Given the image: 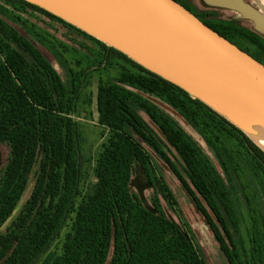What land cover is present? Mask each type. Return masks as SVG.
<instances>
[{"label":"trees","instance_id":"trees-1","mask_svg":"<svg viewBox=\"0 0 264 264\" xmlns=\"http://www.w3.org/2000/svg\"><path fill=\"white\" fill-rule=\"evenodd\" d=\"M0 2L24 15L42 14L60 22L95 47L82 46L89 56L77 59L80 70H70L67 88L40 50L0 18V143L11 145L0 188V228L20 204L38 154H43L17 231L0 238V263L38 264L59 239L80 194V137L73 116L79 115L83 83L90 72L114 70L118 73L114 80L102 78L98 84L99 124L110 131L111 139L97 165L95 193L78 211L63 255L49 264H106L109 258L111 264H206L191 238L163 212L159 194L151 198V211L132 193L133 164L138 162L148 182L172 198L166 184L154 176L152 160L134 134L157 153L191 195L230 263L264 264L261 146L181 88L74 26L23 0ZM206 24L264 64L261 36L236 20ZM143 94L163 100L199 132L217 157L235 199L197 142ZM140 112L174 150L185 175ZM242 203L248 222L239 208Z\"/></svg>","mask_w":264,"mask_h":264},{"label":"water","instance_id":"water-1","mask_svg":"<svg viewBox=\"0 0 264 264\" xmlns=\"http://www.w3.org/2000/svg\"><path fill=\"white\" fill-rule=\"evenodd\" d=\"M23 1L181 88L261 146L264 64L178 1Z\"/></svg>","mask_w":264,"mask_h":264},{"label":"rangeland","instance_id":"rangeland-1","mask_svg":"<svg viewBox=\"0 0 264 264\" xmlns=\"http://www.w3.org/2000/svg\"><path fill=\"white\" fill-rule=\"evenodd\" d=\"M180 1L183 5H187L194 11H197L198 15H200L199 17H201V20L205 23L213 24L219 21H227L228 18H231L234 15L232 12H227L225 10L204 9L202 0ZM0 4L4 6V8H0V18L12 25L23 36L30 40V42L40 50L44 57L57 70L65 86L70 88V70L75 69L79 71L80 68L76 64L77 59L82 58L81 55L89 56L87 49L82 46L95 49L94 45L64 26L62 23L52 20L45 15L36 13L24 15L2 2H0ZM250 51L252 55H256V58L261 59L255 49H250ZM80 61L83 62L82 60ZM81 66L82 70H84L85 66L83 64H81ZM117 75V71L114 70L90 72L87 74L83 83L84 88L78 99L79 115L73 116V120L78 124L80 137V194L76 201L75 210L62 230L59 239L53 243L50 251L44 255L38 264L52 263L55 259L63 255L64 245L69 238V235L73 233L78 211L82 206L88 203L89 199H91L95 193L96 184L98 182L96 177L97 165L99 159H101L103 151L109 145L111 139L110 131L99 124L97 112L98 84L102 78H111L114 80ZM143 95L165 110L197 142L216 171H218L226 187L231 191L233 198L235 199L234 192L217 157L212 149L206 144L199 132L163 100L155 96L147 94ZM140 115L157 132L162 140L163 149L174 160L182 174L185 175L182 162L179 160L168 142L163 138L158 128L151 122L145 113L140 112ZM133 136L150 156L154 168V176L157 179H161L166 184L172 198L169 199L165 197L157 187L148 182V179L143 174L138 162H134L133 164V178L130 185L132 193H134L142 204L151 211H153L151 198L153 194H159L163 212L191 238L200 250L206 264H231L228 256L222 250L219 241L216 239L211 226L198 209L191 195L182 186L169 167L160 159L157 153L136 134ZM42 158L43 154L40 152L29 177L27 188L22 196L20 204L16 207L12 216L0 228V238L11 237L17 231V224L21 211L26 201L29 199L37 181ZM10 160V143H0V188L5 178L6 169ZM239 208L244 213L245 219L248 222L249 215L247 214L244 203H242ZM262 210L264 211V205L262 206ZM243 232H245L244 229ZM0 252L3 253L1 248ZM111 261L112 259L109 258L106 264H111Z\"/></svg>","mask_w":264,"mask_h":264},{"label":"crops","instance_id":"crops-1","mask_svg":"<svg viewBox=\"0 0 264 264\" xmlns=\"http://www.w3.org/2000/svg\"><path fill=\"white\" fill-rule=\"evenodd\" d=\"M202 4L204 9L232 12L227 20L238 21L264 39V0H202Z\"/></svg>","mask_w":264,"mask_h":264},{"label":"bare ground","instance_id":"bare-ground-1","mask_svg":"<svg viewBox=\"0 0 264 264\" xmlns=\"http://www.w3.org/2000/svg\"><path fill=\"white\" fill-rule=\"evenodd\" d=\"M260 132H261V136L260 137H262V138H258L256 140L262 147H264V131L260 130Z\"/></svg>","mask_w":264,"mask_h":264}]
</instances>
